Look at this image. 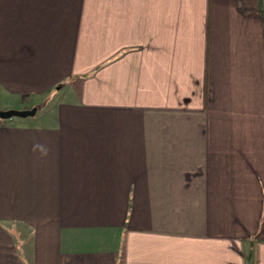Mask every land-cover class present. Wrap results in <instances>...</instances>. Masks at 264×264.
Wrapping results in <instances>:
<instances>
[{"label": "crops", "instance_id": "0c3cea01", "mask_svg": "<svg viewBox=\"0 0 264 264\" xmlns=\"http://www.w3.org/2000/svg\"><path fill=\"white\" fill-rule=\"evenodd\" d=\"M0 90V264H264V0H0Z\"/></svg>", "mask_w": 264, "mask_h": 264}, {"label": "rangeland", "instance_id": "374dc122", "mask_svg": "<svg viewBox=\"0 0 264 264\" xmlns=\"http://www.w3.org/2000/svg\"><path fill=\"white\" fill-rule=\"evenodd\" d=\"M9 97L10 96L4 95V93L0 90V111H7V110H25V109L22 108V106H21L20 103H15ZM48 99H50V100H48ZM47 100H48V102H45V104H44V100H41V102L38 104V107H35V108H37V111L39 109L40 110L41 109L43 110L44 106H46V104L51 101V97H48L47 96ZM28 110H31V109H28ZM0 122L2 123L3 121L0 120Z\"/></svg>", "mask_w": 264, "mask_h": 264}, {"label": "water", "instance_id": "95a60500", "mask_svg": "<svg viewBox=\"0 0 264 264\" xmlns=\"http://www.w3.org/2000/svg\"><path fill=\"white\" fill-rule=\"evenodd\" d=\"M37 114V108L31 110H7L0 111V120L9 121L13 119L33 118Z\"/></svg>", "mask_w": 264, "mask_h": 264}]
</instances>
